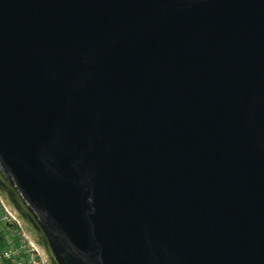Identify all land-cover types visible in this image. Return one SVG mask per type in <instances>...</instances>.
Segmentation results:
<instances>
[{
	"label": "water",
	"instance_id": "1",
	"mask_svg": "<svg viewBox=\"0 0 264 264\" xmlns=\"http://www.w3.org/2000/svg\"><path fill=\"white\" fill-rule=\"evenodd\" d=\"M0 201L43 264H264V0H0Z\"/></svg>",
	"mask_w": 264,
	"mask_h": 264
},
{
	"label": "built area",
	"instance_id": "2",
	"mask_svg": "<svg viewBox=\"0 0 264 264\" xmlns=\"http://www.w3.org/2000/svg\"><path fill=\"white\" fill-rule=\"evenodd\" d=\"M0 222L6 224V237L10 242L8 248L0 254V264H4L2 262L4 259L12 261L13 264H43L35 245L21 231L17 221L4 208L1 201ZM15 224L18 225V228Z\"/></svg>",
	"mask_w": 264,
	"mask_h": 264
},
{
	"label": "trees",
	"instance_id": "3",
	"mask_svg": "<svg viewBox=\"0 0 264 264\" xmlns=\"http://www.w3.org/2000/svg\"><path fill=\"white\" fill-rule=\"evenodd\" d=\"M15 226L18 228V225L15 224ZM6 230L7 226L4 222H0V254L2 253L3 250L7 249L10 242L8 238L6 237ZM4 264H13L12 261L4 259L2 260Z\"/></svg>",
	"mask_w": 264,
	"mask_h": 264
}]
</instances>
